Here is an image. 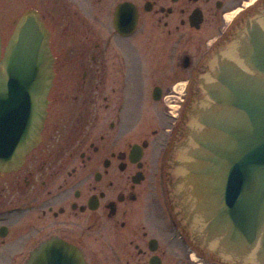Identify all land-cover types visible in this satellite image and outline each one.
Segmentation results:
<instances>
[{"label": "flooded vegetation", "instance_id": "obj_1", "mask_svg": "<svg viewBox=\"0 0 264 264\" xmlns=\"http://www.w3.org/2000/svg\"><path fill=\"white\" fill-rule=\"evenodd\" d=\"M120 4L137 15L127 34L114 26ZM263 8L264 0L28 1L23 12L34 10L49 32L54 76L39 142L18 169L0 172V264H24L51 238L85 264H217L173 209L169 162L208 60Z\"/></svg>", "mask_w": 264, "mask_h": 264}, {"label": "water", "instance_id": "obj_2", "mask_svg": "<svg viewBox=\"0 0 264 264\" xmlns=\"http://www.w3.org/2000/svg\"><path fill=\"white\" fill-rule=\"evenodd\" d=\"M130 33L136 11L118 5ZM226 50L208 60L170 160L172 206L191 242L224 264H264V8ZM49 32L25 10L5 45L0 34V172L18 169L37 145L53 83ZM24 264H85L51 238Z\"/></svg>", "mask_w": 264, "mask_h": 264}, {"label": "rangeland", "instance_id": "obj_3", "mask_svg": "<svg viewBox=\"0 0 264 264\" xmlns=\"http://www.w3.org/2000/svg\"><path fill=\"white\" fill-rule=\"evenodd\" d=\"M28 1L30 0H0V33L3 44L6 43L14 21L28 5Z\"/></svg>", "mask_w": 264, "mask_h": 264}]
</instances>
